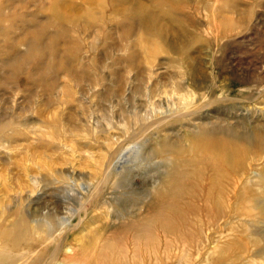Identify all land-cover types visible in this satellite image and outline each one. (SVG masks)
Here are the masks:
<instances>
[{
    "label": "rangeland",
    "instance_id": "1",
    "mask_svg": "<svg viewBox=\"0 0 264 264\" xmlns=\"http://www.w3.org/2000/svg\"><path fill=\"white\" fill-rule=\"evenodd\" d=\"M128 1L0 0V124H13L0 140V220L7 222L21 202L32 215L48 208L68 217L80 186L89 203L67 233L73 247L105 241L116 246L119 264H264V223L234 214L239 203L228 196L207 202L204 189L197 199H183L196 210L169 216L177 227L167 229L172 187L187 189L170 185L164 174L171 167L151 150L163 138L181 140L202 122L220 120L226 132H264V0ZM128 8H143L147 19L135 13L133 23L124 21ZM32 41L41 59L21 60L20 67L15 61ZM66 53L82 67L53 74L50 68ZM171 59L195 79L178 78ZM190 88L201 115L169 118L153 129L156 116L183 108L179 93ZM161 90L174 94L158 95ZM214 96L222 100L208 106ZM112 150L123 158L100 195L93 186L98 190ZM52 173H61L72 191L65 193ZM31 179L39 193L23 201ZM235 179L226 165L230 191ZM256 188L264 194L263 178Z\"/></svg>",
    "mask_w": 264,
    "mask_h": 264
},
{
    "label": "bare ground",
    "instance_id": "2",
    "mask_svg": "<svg viewBox=\"0 0 264 264\" xmlns=\"http://www.w3.org/2000/svg\"><path fill=\"white\" fill-rule=\"evenodd\" d=\"M117 1L120 2V0ZM122 1L129 2L128 0ZM160 1L163 3L162 0ZM161 2L155 3L159 5ZM143 11V8L138 9L136 12L129 10V8L126 9L124 21L127 20L131 24L135 21V16H138L141 21H144L147 19V16ZM133 14H135V16ZM34 35L38 36L40 34L36 33ZM36 44V41H32L26 54L17 58L15 63L19 64L21 67V60L28 61L38 56L39 59H41L40 49H37ZM157 45L160 46L158 43ZM62 57L63 59H59L58 63L50 68L53 74H62V72L70 74L75 69L82 67L81 65L77 67L73 65V62H76L78 65V61L80 60L79 57V60H77L68 53ZM130 58L132 61L135 59L134 56H130ZM35 60L38 61V59ZM96 60L97 58L91 57L89 65L94 66ZM171 62L176 64L175 71L178 78H187L193 81L194 76L186 72L183 65H181L178 60L173 61V59H171ZM47 69L48 68H46L45 71H47ZM51 86L52 84L50 87ZM50 87L47 86L48 90ZM161 93H165V95L169 97L174 94V92L167 94V90H161L158 92V95ZM179 95L183 103V108L180 111H171L170 109V114H172H169L168 117L156 116L155 121H152L153 129H158L157 127L166 120H169V118H173V121H181L184 119L190 120L191 118L201 115L204 109H202V106L196 107V93L191 88L185 92L179 93ZM207 97H209V95L205 94L203 100ZM219 97L217 96L215 98L214 96L215 99L208 98V102H206L208 103L207 105L209 106L214 102L222 100V98ZM198 102L199 100L197 103ZM222 123L223 122L220 120L212 123L202 122L194 129L186 130L181 140L170 141L167 138H163L156 142L155 147L151 148L152 153L159 156V158L161 157L164 161L166 160L168 168L169 166L171 167L168 172L164 174V177L166 176V178H169L170 185L171 183H173V185L179 184V187L187 189L184 190L172 187L169 196L170 199L167 200L168 204L166 205L168 208L167 212H170L171 215L164 214L167 216L164 219V224L167 229H172L173 227L176 229L177 227L176 223L171 222L169 216L172 217L175 215L181 218L185 211H195L197 208L191 203L187 205L182 204L181 201L185 198L197 199V196H199L204 189H207L205 193V200L207 202L208 200H212L214 196L218 197L216 203L220 201L223 202L226 196H228L234 199L235 203H239V206L236 207L232 203L236 211L234 214H248L246 216H250L254 221L257 219V221H262L264 223V194H262L258 188L254 189L255 182L261 181L262 178L264 179V159L262 158V153H264V132L262 133L258 129L257 131H253L248 128L243 129L240 133L231 129L226 132L227 124L222 125ZM12 125V123L8 125L0 124V140L3 135H6V130L10 129ZM143 126L142 133L145 134L148 127L145 125ZM58 131L60 133V130ZM184 140H187L189 144L185 145L183 143ZM48 144L52 145L53 142H48ZM242 144H244L243 150L241 148ZM109 153L108 156L105 155L106 160L102 167V177L99 179L98 190L96 186H93L94 192H98L100 195H102L104 189L108 187V178H110L111 172L116 171L117 164L120 162V159L123 158V151L117 152L112 150ZM174 158H176L177 164L172 165ZM226 165L233 174L238 177L237 181L236 179L234 180L235 184H233V189L231 191L227 188L225 182ZM196 166H199V168H196ZM51 175H53V181L55 183L63 185L61 189H65V193L72 191L70 187L73 186L62 179L63 175L61 173H58V175L52 173ZM35 180L36 179H31L24 187L26 190L28 189V198H23V201H30L32 200L30 197L39 193V184L38 181ZM182 180H185L186 183H181ZM186 184L190 185L191 188L186 187ZM22 188L23 187H21V189ZM24 188L22 190L26 191ZM79 189L77 188L75 192L77 194V204L72 209H70V207L68 208V212L70 213L68 217L60 216L48 208L42 215H39V213L32 215L28 212L24 203L21 202L20 205H17L12 211L7 222L5 220H0V264H119L116 258L117 249L114 245H107L109 243L106 244L105 241L98 243L92 239H87L83 241L80 246L73 247L69 245V242L66 240L67 233L79 225L82 220L78 214L82 212L84 205L89 203L87 199V190H85L84 193V188L82 189V187L79 186ZM188 190H193V192L189 193ZM80 191L82 193H80ZM205 209L208 211L213 210L209 206ZM75 216H78L79 220H77L76 224H73L72 221ZM160 224L163 225L162 222ZM257 225L255 226L259 228L260 226ZM252 233L249 235L253 236L254 233ZM257 236L258 235H256V237Z\"/></svg>",
    "mask_w": 264,
    "mask_h": 264
}]
</instances>
